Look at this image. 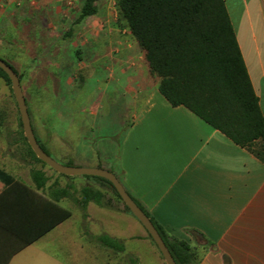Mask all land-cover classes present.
Listing matches in <instances>:
<instances>
[{"label":"crops","instance_id":"0c3cea01","mask_svg":"<svg viewBox=\"0 0 264 264\" xmlns=\"http://www.w3.org/2000/svg\"><path fill=\"white\" fill-rule=\"evenodd\" d=\"M68 2L0 0V47L4 41L22 46L40 36L55 40L74 6L81 4L77 18L83 24L100 9L96 0L98 11L81 19L84 0ZM225 3L264 114V0ZM67 29L60 38L66 39ZM76 53L80 56L79 49ZM50 55L58 58L64 52L57 48ZM96 55L101 59L95 81L85 85L83 76L81 83L70 81L78 88L77 97L85 93L90 106H82L85 115L79 113L78 141L71 130L64 137V160L114 172L169 237L191 245L197 264H264V161L188 107L172 105L160 92V77L142 48H110ZM79 64L74 66L78 72ZM59 65L57 60L48 63L57 79ZM41 168L50 177L41 190L32 178L10 171L14 182L0 180V264H96L102 245L95 236H124L116 221L133 225L131 213L112 198L103 180L86 174L51 176ZM54 182L69 189L58 201L50 197ZM84 187L105 193V204L90 200L84 210ZM44 197L71 215L23 245L55 217V212L48 217L51 206ZM137 236L145 239L146 232Z\"/></svg>","mask_w":264,"mask_h":264},{"label":"trees","instance_id":"16d2710c","mask_svg":"<svg viewBox=\"0 0 264 264\" xmlns=\"http://www.w3.org/2000/svg\"><path fill=\"white\" fill-rule=\"evenodd\" d=\"M95 1L84 0L81 19L98 11ZM117 5L144 50L151 71L160 77L159 90L168 101L174 106L188 107L235 143L246 147L264 161V114L225 0H117ZM0 57L12 65L21 81L16 67L4 57ZM0 77L11 84L9 76L1 67ZM37 139L49 153L42 141L38 137ZM23 140L30 156L47 165L37 157L25 135ZM66 164L74 165L72 161ZM86 176L103 180L122 200L108 179L94 175ZM31 178L36 190L45 188L50 179L42 168L32 169ZM0 180L9 184L14 182L15 178L0 167ZM57 185V182H54L52 187L55 189L50 192V197L56 201L69 194L68 188H58ZM105 197V193L100 190L84 187L81 190L80 205L84 210L90 200L104 205ZM46 200L51 206L48 217L51 212H55V217L40 227L39 232L32 235L31 239H24L23 245L31 243L70 217L71 212L68 209L51 199ZM134 200L151 218L177 264H197V255L191 245L187 241L169 237L144 206L137 199ZM124 209L133 214L126 204ZM150 238L152 239L151 236ZM95 239L101 245L117 252L126 249L122 239L109 234L95 236ZM135 263L140 264L137 258Z\"/></svg>","mask_w":264,"mask_h":264},{"label":"rangeland","instance_id":"374dc122","mask_svg":"<svg viewBox=\"0 0 264 264\" xmlns=\"http://www.w3.org/2000/svg\"><path fill=\"white\" fill-rule=\"evenodd\" d=\"M73 4L74 0H69L67 6ZM99 6V12L89 17L85 24L77 18L81 4L74 6L70 11V22L57 28L59 36L55 40L49 41L40 36L38 41L24 42L22 46L13 41H4L0 47V55L12 63L21 76L35 133L50 155L63 164L67 163L62 157L64 137L71 130L72 139L78 141L79 113L85 115L82 106H90L85 93L77 97L78 88L71 87L70 81L74 78V82L81 83V76L86 79L85 85L95 81V72L101 59L96 55L99 51L110 48L141 50L129 33L117 0H100ZM69 27L66 39L60 38ZM57 48L64 52L58 58L50 55ZM77 49L80 50V56L76 53ZM55 60L60 64L58 72H54L58 79L52 74L53 66H48V63ZM78 63L81 65L80 72L74 67ZM23 135L21 114L12 84L9 85L0 77V163L8 171L24 179H31L34 168L43 167L51 176L59 174L52 167L30 156ZM107 185L112 198L124 206L125 203ZM130 217L133 225L122 219L116 221L124 236L109 234L124 240L125 251L117 252L102 245L101 250H97L96 264H136L135 258L140 264H167L142 223L134 215L130 214ZM140 232H146L145 239L137 236ZM128 235L135 236L127 239Z\"/></svg>","mask_w":264,"mask_h":264},{"label":"water","instance_id":"95a60500","mask_svg":"<svg viewBox=\"0 0 264 264\" xmlns=\"http://www.w3.org/2000/svg\"><path fill=\"white\" fill-rule=\"evenodd\" d=\"M0 67L7 73V75L11 80L12 89L16 97L19 111L21 114V120H22L25 137L29 145L37 155V157L40 158L43 162H45L48 166L52 167L55 171L61 174H65V175L86 174V175L100 176L108 179L120 194L123 202L128 206V208L133 213V215L142 223V225L148 231L153 241L155 242L160 252L162 253L166 263L177 264L170 249L166 245L163 237L161 236L160 232L158 231L157 227L155 226L151 218L134 200V198L126 190V188L124 187V185L122 184V182L119 180V178L114 172L100 167H83V166L63 164L58 160H56L54 157H52L42 148L41 144L39 143L35 135L32 126L28 105L26 102V98L23 92V88L18 73L14 70L11 64H9L6 60H4L1 57H0Z\"/></svg>","mask_w":264,"mask_h":264}]
</instances>
